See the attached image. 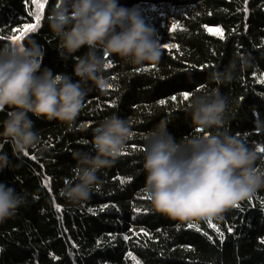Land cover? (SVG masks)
<instances>
[{"label": "trees", "instance_id": "16d2710c", "mask_svg": "<svg viewBox=\"0 0 264 264\" xmlns=\"http://www.w3.org/2000/svg\"><path fill=\"white\" fill-rule=\"evenodd\" d=\"M58 3L0 0V46L13 38L24 44L34 39L45 50L42 68L71 74L75 61L60 57L59 38L48 22ZM118 3L138 8L155 28L161 58L143 65L117 56L106 58L113 62L104 73L111 86L88 93L71 128L29 114L41 143L27 155L17 158L0 137V151L10 159L0 182L27 193V202L16 214L0 222V264H264V188L239 202L240 207L227 209L222 218L180 221L152 210L143 192L142 169L144 137L161 120L169 121L168 130L178 140L214 131H198L191 124L188 105L194 94L216 90L229 101L225 128L250 147L264 148V130L255 126L257 117L264 121V0ZM173 24L178 25L175 31ZM239 56H249L251 67L241 71L237 60L230 83L218 85L208 79L212 71L223 70ZM7 111L0 112V122ZM113 114L131 121L133 136L124 150L128 154L97 173L99 182L90 199L66 200L60 190L74 177L72 151H90L91 145L83 142L91 141L93 129ZM255 166L264 172V153Z\"/></svg>", "mask_w": 264, "mask_h": 264}, {"label": "clouds", "instance_id": "9594fccd", "mask_svg": "<svg viewBox=\"0 0 264 264\" xmlns=\"http://www.w3.org/2000/svg\"><path fill=\"white\" fill-rule=\"evenodd\" d=\"M48 22L59 38L60 57L75 61L71 74L42 68L45 50L34 39L0 46V112L8 109L0 122V137L17 158L41 143L31 116L71 128L88 93L93 88L107 90L106 58L117 56L143 65L158 63L162 55L155 28L145 22L138 8L121 6L118 0H59ZM81 48L87 50L75 56ZM237 60L241 71L251 67L249 56H239L223 70L212 71L208 79L218 85L230 83ZM228 104V97L218 90L194 94L188 105L191 124L198 131H214L178 140L168 130L169 121L163 119L145 135L143 192L154 212L180 221L222 218L220 214L264 188V172L255 166L260 158L258 147H250L225 128ZM255 126L264 130V121L257 117ZM132 136L130 120L106 116L93 129L92 140L83 142L91 150L72 151L74 177L65 182L61 196L72 203L90 199L99 182L97 173L116 164ZM5 168H10V159L0 151V172ZM26 202L27 193L0 182V222L13 217Z\"/></svg>", "mask_w": 264, "mask_h": 264}, {"label": "snow or ice", "instance_id": "6c2138e0", "mask_svg": "<svg viewBox=\"0 0 264 264\" xmlns=\"http://www.w3.org/2000/svg\"><path fill=\"white\" fill-rule=\"evenodd\" d=\"M40 7L41 8H43V5H40ZM38 19H39V17H38ZM178 27V25H176V24H173L172 25V28H173V31H175V29ZM35 28H36V26H32V30L33 31H35ZM209 31H211V30H209ZM220 35H221V38H223V34L222 33H220ZM16 42V40H15V38H13V43H15ZM165 47L166 48H168V47H170V46H168V45H165ZM113 66V62L112 61H109V62H107L106 63V65H105V67L106 68H111ZM261 82H264V80H262ZM111 85H108V87H110ZM183 96H184V99H187L188 98V94H183ZM202 131V130H201ZM134 147V146H133ZM258 151L259 152H261V153H264V148H258ZM26 155H27V153H25ZM128 153L127 152H122L121 153V155H127ZM121 182H123V181H121ZM235 207H240L239 205H236ZM209 224H210V226H213V227H215L214 225H212L211 224V221H209ZM189 227H194V225H192V224H190V225H188ZM198 230V229H197Z\"/></svg>", "mask_w": 264, "mask_h": 264}, {"label": "rangeland", "instance_id": "374dc122", "mask_svg": "<svg viewBox=\"0 0 264 264\" xmlns=\"http://www.w3.org/2000/svg\"><path fill=\"white\" fill-rule=\"evenodd\" d=\"M209 30H211L210 32H215V33H218V29H214V28H210Z\"/></svg>", "mask_w": 264, "mask_h": 264}]
</instances>
